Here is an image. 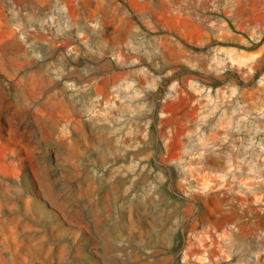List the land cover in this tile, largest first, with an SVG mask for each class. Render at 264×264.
<instances>
[{
  "label": "rangeland",
  "instance_id": "obj_1",
  "mask_svg": "<svg viewBox=\"0 0 264 264\" xmlns=\"http://www.w3.org/2000/svg\"><path fill=\"white\" fill-rule=\"evenodd\" d=\"M179 5L0 0V264H264V0Z\"/></svg>",
  "mask_w": 264,
  "mask_h": 264
},
{
  "label": "crops",
  "instance_id": "obj_2",
  "mask_svg": "<svg viewBox=\"0 0 264 264\" xmlns=\"http://www.w3.org/2000/svg\"><path fill=\"white\" fill-rule=\"evenodd\" d=\"M167 1L168 0H135L136 9L139 10V13H145L146 15L149 14L151 16L163 15L164 6ZM202 1L203 0H180V16H198V10H200Z\"/></svg>",
  "mask_w": 264,
  "mask_h": 264
}]
</instances>
